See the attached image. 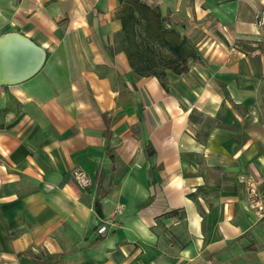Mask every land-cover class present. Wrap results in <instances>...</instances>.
I'll list each match as a JSON object with an SVG mask.
<instances>
[{"label":"crops","instance_id":"1","mask_svg":"<svg viewBox=\"0 0 264 264\" xmlns=\"http://www.w3.org/2000/svg\"><path fill=\"white\" fill-rule=\"evenodd\" d=\"M144 1L209 64L137 73L120 0H0V264H264V0Z\"/></svg>","mask_w":264,"mask_h":264},{"label":"trees","instance_id":"2","mask_svg":"<svg viewBox=\"0 0 264 264\" xmlns=\"http://www.w3.org/2000/svg\"><path fill=\"white\" fill-rule=\"evenodd\" d=\"M119 16L123 23L124 39L128 44L127 54L137 73L157 76L165 80L166 69L177 74L189 70L190 59H202L201 52L187 36H181L175 28H168L166 17L159 7H152L143 0H120ZM176 52L172 58L164 51ZM182 64V68H180ZM177 210L165 214L173 217Z\"/></svg>","mask_w":264,"mask_h":264},{"label":"built area","instance_id":"3","mask_svg":"<svg viewBox=\"0 0 264 264\" xmlns=\"http://www.w3.org/2000/svg\"><path fill=\"white\" fill-rule=\"evenodd\" d=\"M260 24H264V13L259 17ZM78 180L84 186L89 183V178L82 172L78 173ZM264 181V179H263ZM262 179L258 174H254L253 178L250 180L249 192L251 197V203L253 208L256 210L259 216H264V192L261 190ZM107 230L106 226L100 228V233H105Z\"/></svg>","mask_w":264,"mask_h":264},{"label":"rangeland","instance_id":"4","mask_svg":"<svg viewBox=\"0 0 264 264\" xmlns=\"http://www.w3.org/2000/svg\"><path fill=\"white\" fill-rule=\"evenodd\" d=\"M143 1H144V0H143ZM144 2H145V1H144ZM145 3H146V2H145ZM165 17H166V16H165ZM166 20H167V21H166V25H167L168 28H175L176 31L179 32V33L181 34V36H187L188 38H190L191 41L195 43L197 49L199 50V46L197 45V43L195 42V40H193V39L191 38V37H193V34L195 33L194 28L187 29V27H186V26H187V23H183L182 20H178V21H175V20H174V22H173V21L170 20L168 17H166ZM208 20H211V19H208ZM174 23H175V24H174ZM193 27H196V26L193 25ZM197 27H198V26H197ZM209 32H211V31L208 30L207 33H209ZM119 45L122 47V41H121V43H119ZM127 45H128V44H126V43L123 44V46L125 47V49H126ZM120 46H119V47H120ZM199 51H200V50H199ZM164 52L166 53V55L171 56L172 58H175V57L177 56L176 52H174V51L170 52L169 50H166V51H164ZM200 52H201V51H200ZM201 55H202V53H201ZM191 62H193L192 59H190V62H189V63H191ZM194 62H200V63H203V64H207V63H208L207 60L203 57V55H202V59H201V60L196 59ZM208 64H209V63H208ZM182 67H183V66H182V64H181L180 68H182ZM106 226H107V225H106Z\"/></svg>","mask_w":264,"mask_h":264},{"label":"bare ground","instance_id":"5","mask_svg":"<svg viewBox=\"0 0 264 264\" xmlns=\"http://www.w3.org/2000/svg\"><path fill=\"white\" fill-rule=\"evenodd\" d=\"M3 40H4V39H3ZM0 41H1V39H0ZM17 57H18V56H17ZM14 68H15V67H14ZM16 68H17V67H16ZM12 72H13V71H12ZM16 72H17V70H16ZM16 72H15V73H16ZM15 75H16V74H15ZM11 76H13V75H11Z\"/></svg>","mask_w":264,"mask_h":264}]
</instances>
